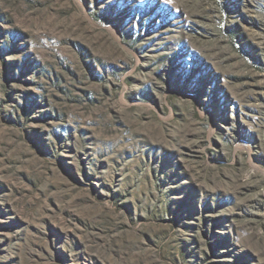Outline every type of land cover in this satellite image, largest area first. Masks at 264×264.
I'll list each match as a JSON object with an SVG mask.
<instances>
[{"label": "rangeland", "instance_id": "rangeland-1", "mask_svg": "<svg viewBox=\"0 0 264 264\" xmlns=\"http://www.w3.org/2000/svg\"><path fill=\"white\" fill-rule=\"evenodd\" d=\"M0 264H264V0H0Z\"/></svg>", "mask_w": 264, "mask_h": 264}]
</instances>
